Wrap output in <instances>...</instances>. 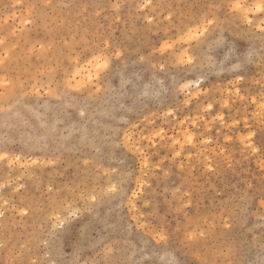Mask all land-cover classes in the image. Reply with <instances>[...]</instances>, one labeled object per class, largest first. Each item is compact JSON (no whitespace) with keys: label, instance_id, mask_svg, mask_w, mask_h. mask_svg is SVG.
Listing matches in <instances>:
<instances>
[{"label":"rangeland","instance_id":"1","mask_svg":"<svg viewBox=\"0 0 264 264\" xmlns=\"http://www.w3.org/2000/svg\"><path fill=\"white\" fill-rule=\"evenodd\" d=\"M262 3L0 0V264H264Z\"/></svg>","mask_w":264,"mask_h":264},{"label":"snow or ice","instance_id":"2","mask_svg":"<svg viewBox=\"0 0 264 264\" xmlns=\"http://www.w3.org/2000/svg\"><path fill=\"white\" fill-rule=\"evenodd\" d=\"M243 7H244V6L241 5V4H239V3H237V4L234 5V8L237 9V10H242ZM257 10H258V11H261V12H264V3L260 4L259 6H257ZM209 22H210V21H209ZM249 23H251V21H249ZM100 66H101V67H104V66H106V65L101 64ZM209 107H211V106L209 105ZM171 264H179V262L176 261V260H173V261L171 262Z\"/></svg>","mask_w":264,"mask_h":264},{"label":"bare ground","instance_id":"3","mask_svg":"<svg viewBox=\"0 0 264 264\" xmlns=\"http://www.w3.org/2000/svg\"><path fill=\"white\" fill-rule=\"evenodd\" d=\"M85 78V77H84ZM261 108V107H260Z\"/></svg>","mask_w":264,"mask_h":264}]
</instances>
